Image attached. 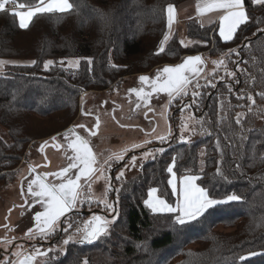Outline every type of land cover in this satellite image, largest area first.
<instances>
[{"label": "trees", "instance_id": "1", "mask_svg": "<svg viewBox=\"0 0 264 264\" xmlns=\"http://www.w3.org/2000/svg\"><path fill=\"white\" fill-rule=\"evenodd\" d=\"M185 1L70 0L72 10L37 14L26 29L11 14L20 9L0 11V58L35 59L0 72V127L7 130V135L0 131V193L14 184L30 145L74 123L86 92L104 91L127 76L196 55L223 57L226 71L235 73L213 76L217 85L211 92L208 86L202 89L198 106L192 104V91L173 106L175 121L187 108L195 110L210 125L211 135L166 143L163 153L144 161L137 175L124 182L108 235L92 244L70 242L66 252L46 264H82L84 259L88 264H170L169 257L179 250L183 257L174 264H241V256L247 257L243 264H264V125H254L257 114L245 117L253 107L247 97L264 98V4L244 0L249 19L230 41L214 25L189 20L187 34L195 43L184 45L175 35L161 52L169 27L167 7ZM20 2L34 5L36 0ZM70 57L80 59L78 67L60 63ZM48 60L54 63L46 70ZM239 112L245 113L241 125L236 122ZM174 158L177 175L198 176L211 198L236 194L242 199L220 203L184 226L175 222L176 213H153L144 201L153 187L171 198L167 168Z\"/></svg>", "mask_w": 264, "mask_h": 264}, {"label": "snow or ice", "instance_id": "2", "mask_svg": "<svg viewBox=\"0 0 264 264\" xmlns=\"http://www.w3.org/2000/svg\"><path fill=\"white\" fill-rule=\"evenodd\" d=\"M253 3L264 4V0H253ZM10 4L15 8L21 9L11 12L13 16L18 18L19 27L21 29H26L33 17L37 14L65 13L73 9V4L70 0H36L34 5L22 3L20 0H0V11H6V6ZM173 9V5H168L167 12L169 26L172 23ZM214 11L221 12L219 16V35L225 42L232 40L240 25L244 24L249 19L244 10V0H204V3L198 4V13L201 15ZM168 38L167 35L164 36L159 51H164V44ZM5 63V61L0 60V68H3ZM53 63V61H47L44 64V68L47 70L49 65H52ZM89 63H91V60H89ZM71 64L78 67L79 61H73ZM202 64L203 61L200 55L189 56L178 65L165 66L162 70H158L157 75L154 78L145 75L140 76L139 82L142 86L140 88H132L129 90L130 93H134L137 97L138 102L136 103V108L139 109L142 105L147 107L154 94H166L169 97V103H171L177 97L183 98L188 95L190 84H192L195 89L201 88L202 85L199 84L198 78L201 76ZM213 64L217 69L221 66L226 68L223 59L214 61ZM225 75L232 77L235 73L225 71ZM223 78L224 77H220V79ZM206 82L211 87L216 86L212 80H207ZM146 87L150 90L146 91ZM228 87L229 91H231V86L229 85ZM199 95V91L192 92V104L198 106L196 98ZM261 95L264 96V93H261ZM238 98L243 99L244 97L240 96ZM247 99L251 101L252 97L248 96ZM190 106L191 105H184V107ZM149 111H151V109H149ZM145 115L147 118V114ZM240 116L241 114H237L236 122L238 124L240 123ZM191 119L192 117H189V120ZM196 122L201 124V126L203 124V121L198 120ZM97 123H99L98 120ZM79 127L84 126L80 125ZM187 127V124L182 122L181 132L183 133L186 131ZM69 134L74 136V140L69 144V148L72 150L73 155L68 157L71 162L67 167L60 169L58 172L37 173L35 177L28 182L27 193L32 198V202L31 204H28V201L25 200V203L28 204L29 209L35 205H39L42 209L36 211L34 214L33 220L35 222V228H30L28 230L27 235L29 239H34L35 237L48 239L57 231L61 217L66 218V215L76 209L81 202V189L83 187L81 184L82 180L87 184L89 191H91V184H89L88 181L92 174L97 170L94 168V165L97 163L95 154L89 147L88 141L77 135L74 129H70L64 133L66 140L68 139ZM91 134L95 135V132H92ZM52 139L55 141L56 137H53ZM158 139L163 143L166 138L161 136L158 137ZM181 141H185L183 135H181ZM217 146H219V140L217 141ZM56 147H60V145H56ZM132 147L137 148L141 147V145H133ZM42 150L43 146H41V151ZM158 151L163 153L165 150L160 148ZM151 152L152 150H149L142 155L146 158ZM116 158L122 160L123 154ZM136 159V156L131 157L130 163L133 168L136 167ZM105 163H107V161H105ZM174 167L175 158L173 159L172 165L167 168V172L171 174L168 184L171 186L173 194H179V200L177 204L173 206L165 199L156 195L158 191L156 188H151L148 192V199H146L144 203L153 213H176L175 222L180 226H184L203 217L216 205L226 202L210 198L207 189L201 187L197 183L199 177L196 175L183 176L181 187L178 189L175 182L176 173L173 170ZM33 171L34 169L30 167V172ZM217 174H221L219 168L217 169ZM123 176L124 172L121 171L116 179L119 180ZM48 177H52L53 179L49 180ZM56 181L59 182L57 183ZM241 199L242 198L236 194H231L227 197V201H240ZM105 208L113 212L115 211L112 205L107 204L106 202ZM115 219L116 216H113L110 220L106 216L93 214L90 219L84 222L83 228L76 229V231L81 234L78 240H74V237L69 235L62 241V243L64 246H67L70 242L92 244L101 237L108 235L110 226L115 222ZM71 227L72 225L68 224V227L62 230L67 233L68 229ZM63 250L66 252V247ZM51 251V248L45 252L36 248L32 254L20 259L18 264H33L37 256L47 257L48 252ZM252 254L254 255L255 253ZM239 259L241 264H243L247 257L241 256ZM4 264H7V261H5ZM13 264H16V262H13Z\"/></svg>", "mask_w": 264, "mask_h": 264}, {"label": "flooded vegetation", "instance_id": "3", "mask_svg": "<svg viewBox=\"0 0 264 264\" xmlns=\"http://www.w3.org/2000/svg\"><path fill=\"white\" fill-rule=\"evenodd\" d=\"M164 67L165 66H160L146 73L127 76V81H120L113 86L116 90L113 94H111V89L113 87L104 91H94L95 93H93L91 97L97 96L99 98H95L94 101H92V104L98 105L101 111L94 110V106L92 105L88 106L86 101V99H88V96H86L87 92L83 94L86 97H82L81 99L79 114L74 123L40 143L39 153L41 155L40 157H43V160L39 163L31 164L28 162L27 164H20L16 172L17 174L14 184L4 193H0V264H4L5 257H7L6 261L9 260L7 264H13V262L18 264L20 259L32 254L35 251L34 247L38 244L44 246L41 250L42 252L47 251L49 248L52 249V245L57 241H61L62 238L63 240L64 238L66 239V234L74 233V237L79 236L80 238L81 234L77 235L76 229L80 227L83 228L84 222L90 219L93 214L101 215L103 213L101 204L98 206V204L89 201L88 198L85 197L88 192V186L82 180L81 184L83 187L81 189V202L76 209L66 215V218L61 217L59 228L49 239L44 240L40 237L28 239L24 237L27 235L30 228H35V222L33 220L35 212L42 210L39 205H35L29 209L28 204H31L32 198L27 193L28 182L33 179L37 173L58 172L60 169L67 167L71 162L68 157L72 156L73 152L69 148V144L74 140V136L69 134L67 140L64 137V133L70 129H74L77 135L86 139L89 143V147L95 154L97 163L94 165V168L97 170L92 174L88 181L89 184H91L94 176L102 171L112 174L113 176L114 172L124 170L125 177L123 181L129 180L127 172L132 171L134 168L131 167L130 160L128 161L126 153H123L122 160L115 158V156L117 157L121 154L112 153L106 155L102 159L96 155V149L97 147H100V129L103 126L104 118L107 117L111 121L113 119L117 120V114L125 119L138 118L145 120L148 123L154 122L155 115L157 114V107L163 102L169 101V97L164 93L159 95L154 94L147 107L142 105L141 108L137 109V97L134 93H130L129 90L132 88H140L142 86L139 82L140 76L145 75L154 78L157 75L158 70H162ZM145 90L148 91L150 89L146 87ZM96 93L98 94L96 95ZM178 98L179 97L175 98L169 103V117L173 124L176 123V109L173 106L178 104ZM185 103L187 102L183 100V104ZM149 109H151V111H149ZM173 111L175 112L174 115L172 114ZM145 114H147V118ZM97 120L99 123H97ZM80 125H83L84 127H79ZM92 132H95V135H92ZM53 137H56L55 141L52 139ZM56 145H60V147H56ZM41 146H43L42 151ZM51 157H53L55 161L53 168L51 167L52 163L49 161ZM105 161H107V163H105ZM30 167L34 169L33 172H30ZM140 169L141 166L139 167V170ZM48 179L52 180L53 178L48 177ZM115 179L116 178H114V182H120L118 179ZM56 182L58 183L59 181ZM25 200L28 201V204L25 203ZM89 203L92 205L91 208L88 207ZM117 210L118 200L115 201L116 213ZM68 224H71L72 227L68 229L67 233H65L62 229L67 228ZM16 247L21 248L22 252L18 255L17 259L14 260V249ZM50 253L51 252H48V255ZM40 257L44 256H37L34 260V264L37 263L38 258Z\"/></svg>", "mask_w": 264, "mask_h": 264}, {"label": "rangeland", "instance_id": "4", "mask_svg": "<svg viewBox=\"0 0 264 264\" xmlns=\"http://www.w3.org/2000/svg\"><path fill=\"white\" fill-rule=\"evenodd\" d=\"M198 1V0H197ZM193 8V9H192ZM190 9H186L183 12H179L178 15V21L176 18V26L172 28V25L168 27V31L166 35L169 37L168 40L164 44V48L166 47L167 43L173 39V37L176 35L179 40L184 44V45H193L195 41L189 38L187 34V21L189 20H200L199 15H195V7H192ZM21 10V9H20ZM27 10V9H24ZM172 32V33H171ZM174 33V34H173ZM258 37V36H257ZM204 44V43H201ZM202 58V57H201ZM203 61H205V68L201 67L203 71L201 72V76L198 78L199 79V84L202 85L201 88L198 90L195 89L193 86L192 88H189L188 91H199L200 95L202 92V89L204 87L208 86V89L206 91H209L212 89L207 84V80H212L213 83L216 84V80L214 79L215 77L213 76H221L222 74L225 73L226 68L224 66L219 67L218 69L216 66L213 64L214 61H218L223 59L225 62V59L223 57H212V56H205L202 58ZM0 60H7L10 63H7L6 66L9 65H31L35 62L34 58H17V57H8V58H0ZM78 60L80 63V59L77 57H70L67 59H62L60 60V63L63 65L67 66H72L76 67L71 64V62ZM48 61H53V60H48ZM54 62V61H53ZM226 65V62H225ZM50 67V65H49ZM6 67L3 69L0 68V72L4 71ZM123 79L122 81H125ZM130 80V79H128ZM127 81V80H126ZM217 85V84H216ZM113 87V86H112ZM111 87V88H112ZM94 91L96 90H91L89 91L86 96H88V99H86L88 106L92 105L94 106V110H100L98 105L92 104V101H94L95 98H99L97 96L91 97ZM116 92L115 87L111 89V94ZM211 92V90H210ZM98 93H96L97 95ZM85 95H82V97H86ZM253 99V107L250 112H247L246 114L243 112H239L238 114H241L240 119L243 114L247 118L250 115L257 114L258 116L255 118L254 125L256 126H262L264 125V98L262 100L257 101L256 98ZM81 105V102H80ZM169 109H170V104L169 101L163 102L160 106L157 107V114L155 115V120L152 123H148L145 120H141L138 118H133V119H125L122 118L118 115L117 120L113 119L112 121L109 118H104V123L103 126L100 129L99 133V140H100V147H97L96 149V155L99 158H104L106 155L109 154H123L126 153V157L129 160H131L132 156H136V167L130 172H127V177L128 179L134 178L138 171L139 167L144 161H147L149 159H152L153 157L159 153L158 149L164 148L166 143H170L171 141H181V135L185 137V141L187 142H192V141H197V140H202L203 138L207 137L208 135H211L212 130L210 128V125L207 124L206 120L204 121L203 119H198L197 116L195 115V110L192 111L191 109L185 107V111L180 114V119L176 121L175 124L171 122V119L169 117ZM219 110H221L219 115H223L226 110L222 108V104L220 105ZM172 114L174 115L175 112L173 111ZM189 117H192L191 120H189ZM203 121L204 123L199 124L196 121ZM184 122L187 124V130L184 131L183 133L181 132V123ZM240 125L242 124V121L240 120ZM253 125V124H252ZM251 125V126H252ZM244 127V125H243ZM154 129V131H153ZM0 131L4 134L7 135V130L5 128L0 127ZM239 136L242 138L245 133L243 131V128L241 127L240 130L238 131ZM164 136L165 142L161 143L158 137ZM202 142V141H201ZM41 142H36L33 145H30L28 148V151L23 158L21 164H27L28 162L33 164V163H39L40 161L43 160V157H40V151H39V145ZM133 145H141V147L133 148ZM204 147H210V144ZM149 150H152L151 154L148 155L146 158L142 155L143 153L148 152ZM201 158L204 159L205 155V150H201ZM119 156V155H118ZM116 158V156H115ZM49 159V158H48ZM49 161L52 163V168L54 167L55 161L54 158L51 157ZM127 161V162H128ZM124 170H119L117 172L112 174H108L104 171L99 172L96 176H94L92 182H91V191L86 193V198H88L89 201H93L95 204H98V206H102L103 208V213L101 214L102 216L108 217L110 220L113 216H116L117 218V213L114 211H110L109 209L105 208V202L107 204L112 205V207L115 209V201L118 200L120 191L122 190V186L125 181H123L124 177L123 176L121 179H119L120 182L116 181L114 182V178H116L119 173ZM175 172V170H174ZM112 173V172H111ZM176 173V172H175ZM186 175H192V174H186ZM185 176V175H184ZM113 177V178H112ZM171 178V175H170ZM183 176H179L176 173V184L177 188L179 189L181 187V180ZM116 180V179H115ZM198 183V180H197ZM199 184V183H198ZM0 185H2L0 183ZM200 185V184H199ZM201 186V185H200ZM202 187V186H201ZM156 188L158 191L156 193L157 196L160 198L165 199L169 204H172L175 206L179 200V194H173L171 198H166L164 196H161L159 193V189ZM10 189V188H9ZM172 190V189H171ZM211 198V197H210ZM148 199V198H147ZM220 201H227V198L225 199H218V198H212ZM91 204H88V207L91 208ZM116 220V219H115ZM113 224V223H112ZM111 224V225H112ZM82 228V227H80ZM111 228V226H110ZM224 232L230 231L231 229H226L223 227H218ZM80 233L77 232V235ZM73 234H66L65 237ZM25 238H28V235L24 236ZM79 236L74 237V239H78ZM29 239V238H28ZM49 239V238H48ZM65 239V238H64ZM47 240V239H44ZM14 246V245H13ZM21 246V245H18ZM43 245H37L34 247V249L39 248L40 251L43 249ZM194 246H190L189 248H193ZM65 246L62 243H56L52 246V253L49 254L47 257H40L38 258V261L36 264H44L47 260L51 258H55L58 255L62 254L64 252ZM11 250V249H10ZM21 248L16 247L14 249V260L17 259L18 255L21 253ZM183 251L179 250L174 252L170 257H169V263L174 264L178 262L179 260L182 259ZM18 254V255H16ZM11 257V256H10ZM9 258V257H8ZM5 261L7 260V257L4 259ZM4 261V262H5ZM9 261V260H8ZM7 261V262H8ZM82 264H88L87 259H84Z\"/></svg>", "mask_w": 264, "mask_h": 264}, {"label": "crops", "instance_id": "5", "mask_svg": "<svg viewBox=\"0 0 264 264\" xmlns=\"http://www.w3.org/2000/svg\"><path fill=\"white\" fill-rule=\"evenodd\" d=\"M202 3H204V0H198V1L197 0H187L178 6H174L173 13H172V23H171L172 28H174L176 26V22L178 21L179 12H183L186 9H190L192 7H195V11H196L195 15L200 16V20H201L200 23L204 26L214 25L217 28L218 33H219V16H220L221 12L214 11V12H210V13H204L203 15H201L200 13H198V4H202ZM244 10L246 12L245 2H244ZM176 18H177V21H176ZM2 61L6 62L3 66V68L7 67L6 66L7 63H10L7 60H2ZM3 68H1V69H3Z\"/></svg>", "mask_w": 264, "mask_h": 264}, {"label": "water", "instance_id": "6", "mask_svg": "<svg viewBox=\"0 0 264 264\" xmlns=\"http://www.w3.org/2000/svg\"><path fill=\"white\" fill-rule=\"evenodd\" d=\"M258 35H256L254 38H256ZM253 39V38H252ZM249 40H251V39H247V40H245L244 41V43H243V45H242V48L247 44V42L249 41ZM175 65H178V64H166L165 66H175ZM87 244V243H86ZM33 264H34V262H33Z\"/></svg>", "mask_w": 264, "mask_h": 264}, {"label": "built area", "instance_id": "7", "mask_svg": "<svg viewBox=\"0 0 264 264\" xmlns=\"http://www.w3.org/2000/svg\"><path fill=\"white\" fill-rule=\"evenodd\" d=\"M8 8H9V9H17V8H15V7H14L13 5H11V4L8 5Z\"/></svg>", "mask_w": 264, "mask_h": 264}]
</instances>
